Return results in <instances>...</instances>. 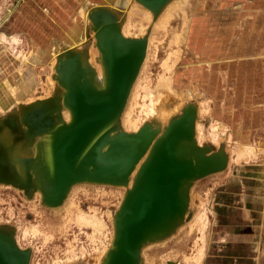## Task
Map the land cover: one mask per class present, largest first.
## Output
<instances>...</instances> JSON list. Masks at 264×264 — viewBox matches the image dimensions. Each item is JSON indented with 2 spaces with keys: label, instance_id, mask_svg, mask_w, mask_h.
<instances>
[{
  "label": "rangeland",
  "instance_id": "rangeland-1",
  "mask_svg": "<svg viewBox=\"0 0 264 264\" xmlns=\"http://www.w3.org/2000/svg\"><path fill=\"white\" fill-rule=\"evenodd\" d=\"M80 1L81 0H0V34H3L4 37L7 38L15 36L20 42L18 45L0 43V82L6 79L10 85L15 86L12 107L16 104L19 105L18 107L30 103L34 105L32 108V110H34L32 115L34 114V116L30 121L23 123L24 128L22 125L20 126L18 124L16 117L12 119L13 114H15L13 108H10L11 110L7 108V110L5 109L6 111L4 110V112H1L2 114L0 113V122L7 124V126L10 121L14 120L15 124L14 126L12 125L11 128L16 133L17 140H25L24 133H27V136L32 135V138L35 135L52 134L56 127L61 126V122L59 123V121H61L59 116L61 113L58 110L62 107V104L59 96H57L61 88L59 84L56 85L57 81L59 82L58 79L60 75L55 73V79L53 78L54 68H51L54 60L53 55L55 53L57 54L56 61L58 62V54L64 49L72 48L69 45L78 39V34L82 29L84 30V41L88 42L89 46H91L94 39H96L95 31H93V23L88 17L90 11L87 8L86 13L81 11ZM114 1L117 0H87L86 4L89 5L91 9H93V7H103L107 9V11H113L112 3H114ZM136 3L137 2L133 0H118L117 2L119 13L115 12L114 19L119 21L118 27L120 28V32L124 35L127 34H125L124 30H121V27L124 26L123 24H125V26L127 25L125 21L128 20L127 15L130 9L128 7ZM189 4L190 6L187 7L191 9L190 11L189 8L186 9V12H188L187 16L190 18L194 13V19L192 20L188 33H185L186 38H195L196 36L202 37V35H204V30H206V34L211 38L221 36H225L226 38L223 45L225 54L229 57L226 60L228 64L226 63L225 68L220 66V69L225 73V89L223 87L222 93H220L218 90L220 87L216 84L214 76L211 75L210 78L207 79L208 82L204 84V76H206V72L204 71L198 73L196 77L192 76V80L187 79L189 78V74L194 73V67L192 65H186L185 58L181 57V55L186 54L185 50L180 54V59L181 61L183 60L182 65L176 63L170 67L173 86L178 90H185L188 89L191 84H194L192 81H197L196 98H206L210 102L208 116L205 119H202V117L199 118V120L201 119L200 122L204 129L208 127L209 123L220 125L217 108L221 103L224 115L222 118L223 134L227 135L232 142L238 144L242 143L241 140L237 139L238 134L245 135V138L248 135L251 138L253 137L252 135H255V140L263 141V132L261 128L264 124V0H189ZM132 6L134 5H131V7ZM204 9L206 13L203 15L198 12V10L202 11ZM83 15H86V18H83ZM150 20H152V22ZM150 20L148 19L149 23H147L148 28L146 29L150 27L152 29L154 27L151 26L153 18ZM179 22L180 17L174 16L169 20V24L165 26V28L160 27V29H157L159 27L155 25L156 27H154L152 31L150 30L149 39L151 37L154 38L149 40V47L151 52L155 53V56L148 59L147 65L143 70L144 75L141 76L143 77L141 79L145 80V77H147L146 80L148 79L149 81L144 83L141 80V85H150L151 82L155 81L157 77L162 74V67L160 65L168 58L170 49L175 50V48H177L175 44L169 45L168 41L170 40V31L172 28L177 27V23ZM145 23L146 21L143 22V24ZM73 26L78 29L76 35L71 33L72 30H75ZM146 34L147 33H145V35ZM145 35L143 36L144 38ZM127 38H132V36L127 35ZM147 39L146 37V40ZM21 52L26 54V60L21 63L23 65H20V61L17 57ZM73 52L75 51L73 50ZM97 52H99L98 49ZM77 55L78 54L75 52L73 56L76 57ZM68 60L75 61L76 58L71 56ZM56 61L55 64L57 63ZM169 62L172 63L171 60ZM20 66L21 76H19L16 70ZM214 67L215 66L212 65L211 68L213 69ZM90 68L93 69L92 66H90ZM212 69L210 70L211 73L218 70V68L215 71H212ZM49 75L50 77L48 78ZM163 75H168V73L165 72ZM51 79L54 80V88L56 87V94H54L55 91L51 93L54 95L47 94V88L50 86L49 81H51ZM142 91L140 86L136 90L138 97H136L135 100L136 103L139 104H134L135 107L133 112V115H140L141 118L144 116V113H141V105L144 103L141 97L144 93ZM53 96L55 98L58 97V99L54 100ZM0 98L1 102L6 101L5 103L8 104L12 102V98L8 97L1 87ZM46 99L47 101L41 102ZM38 101H40V103ZM186 102L187 101L183 102V104ZM49 107L51 108V110H49L51 113L47 110V108L50 109ZM40 117L44 121H42ZM46 117L48 120H46ZM35 119L36 122L40 121V123L37 122L36 124L37 129L35 128L36 125L34 126L32 123V120ZM143 121H145L146 124L152 122L151 120L148 121L146 118L143 119ZM118 126L122 129L120 124ZM217 150H219V148L212 145V149L208 153L213 154L217 152ZM224 151H229V148L225 146ZM229 165V171L226 172V175H228H223L224 178L223 176L210 175L199 181L197 180V182L195 181V183L191 185L190 191L191 194H193V206L187 210V214L184 216L186 224L184 223L181 230L179 232L177 231L178 233L176 232V236L174 235L176 238L173 236V238H169L170 240L167 239L163 243H158L146 248V251L143 253L144 259L142 264H160L161 260L165 259V257H169L167 261L172 264H183L182 256L194 252V245L198 246L199 244L202 245V258L199 264H235L233 259L229 257L230 254L234 253L235 247L230 248V244L224 242V230L227 226H230V224H232L233 230L236 229L234 225L238 221L237 206L238 204L241 205V199L244 200L247 208L258 207L260 202L257 195H264V162L258 161L257 163H252L249 161L232 165L230 160ZM29 178L32 180L31 175H29ZM221 178L222 180H220ZM89 187L90 186L87 188L86 185L83 188L85 192L76 189L75 192L73 191L74 193H71L68 201L77 205L78 209L80 208L79 210L82 212L94 210L96 213L95 215L105 224V238L102 237L99 238V240L103 243H107V233L110 229V222H108L109 218H107L106 215H108V213L113 214L116 211L119 196L115 194L107 195L111 190H115L113 188L102 186L101 189L98 190L96 187ZM22 194L23 193L13 185L7 186L5 182H3L2 185L0 184V227L9 225L18 228L17 241L19 250L28 252L29 264H52L53 260L58 258L59 260H64V257L66 258L65 252L69 246H71L75 252L76 262L72 264H88L87 261L96 263L94 259L92 260L91 256L94 252L100 250L101 242H99V240L92 241L89 238L91 233L90 228L84 226L78 228L71 220L68 223H64L62 219H59V217H64V208L56 209L57 215L55 210L40 205L36 198H27ZM198 197L207 200L204 204L206 224L202 243H200L201 241H197L199 234L195 231L189 235L186 233V231L189 230V228H187L189 227V222L192 221L194 215L199 212L198 202L200 200ZM237 200L238 204L235 203ZM42 207H44V209ZM176 216L177 214H175V217ZM58 220L59 222H57ZM171 222H166L167 226ZM30 225H35L37 228L47 231V238L44 240L40 235L34 237L33 235L31 236V234H26V236L22 237V228ZM186 237L188 239H186ZM193 241L195 243H193ZM146 243L144 242L140 246L144 247ZM178 246L180 247L178 248ZM80 248H83L85 251L84 259H86V261L81 259L82 255L79 254ZM92 249L96 250L93 251ZM242 249L245 254H248L245 247ZM168 253H171L169 254L170 256L167 255Z\"/></svg>",
  "mask_w": 264,
  "mask_h": 264
},
{
  "label": "bare ground",
  "instance_id": "bare-ground-1",
  "mask_svg": "<svg viewBox=\"0 0 264 264\" xmlns=\"http://www.w3.org/2000/svg\"><path fill=\"white\" fill-rule=\"evenodd\" d=\"M133 1H136L137 3L131 4V5H134L132 7L131 5L130 7H128L130 8L129 13L127 12L128 20L125 21L127 25L125 26V24H123L124 26L121 27L122 28L121 30H124L125 34L132 36V38H127V35H124L122 32H120V28L118 27L119 21L114 19L115 12L119 13V8L117 5L118 0L112 3L113 11L109 10L110 12L107 11V9L103 7L102 8L93 7V9H91V7H89V5L86 4L87 0H81L80 1L81 11L86 13V8L89 9L90 11L88 17L93 23V26H94L93 31H95L96 39H94L93 44L89 46L88 45L89 43L84 41V30L83 29L80 30V33L78 34L79 35L78 39L76 41H73L71 45H69L72 48L64 49L66 53L68 51L71 52L72 57L76 58V60L75 61L68 60L69 59L68 58L64 61V59L62 60V58L64 57V54L60 53L61 55L59 58H57L58 59V62H57L56 61L57 54L55 53L53 55L54 60L51 65L52 66L51 68H54L53 78L55 79V76H56L55 73L60 75L58 79L59 82L57 81L56 83V85L59 84L61 88V91L59 92V95L57 96H59L60 102L62 104L61 105L62 107L58 110L61 113V115H59L61 121L59 120L58 121L59 123L61 122V126H63L64 124H69L71 122V116H72L69 110V107L66 104L67 94H68L67 88L70 83L72 82L74 83L77 80L83 81V83H85L90 88V90L95 93H102L105 90V86L107 82L106 74H105V65L103 62V59H104L103 55L99 48V39L103 37L104 35H101L99 37V33L101 32L99 31L98 33V30L102 26L99 27L98 29L97 24L103 21L105 22L106 20H109V21L113 20V23L115 24L111 23L112 26L107 25L106 30L108 28L109 29L112 28L111 31L115 30L119 34V36L123 39H134L138 42L143 43L144 47H143V53H142L141 59L139 63L137 64V67L134 72V76L131 79L127 87L125 95L123 96L122 103H121L119 110L112 117L106 120L101 130L96 135H94L91 138V140L87 143V145L81 150L75 162V164L77 165L79 163H83L85 161L84 157L89 151L91 154L92 153L99 154L100 157L109 156L108 148H109V144H111L110 142H112L113 145H111V147L115 151H120L121 149H125V150L129 149V151H134L136 148L143 146L144 150L141 152V155L134 162L132 168L129 170L128 174L125 176L124 179L118 180L114 183L106 182V181L104 182L96 181V180L88 181L84 179L83 182H76V183L70 184L66 188L58 204H54L53 206L45 205L43 201L45 200L49 192L50 185L54 178L53 158H52L53 157V143H54L53 136L55 132H57L58 128H60L61 126L56 127V129L52 132V134L35 135L33 138H32V135L27 136V133H24L26 141L25 140L21 141V140H17V135L11 128V126L12 125L14 126L15 124L14 120L10 121L9 122L10 124L8 123V126L7 124L0 122V184L2 185V183L5 182L7 186L13 185L16 189L20 190L23 193L22 195H25L27 198H36L37 201L40 203V205L44 206L45 208L55 210V213L57 215L58 213L56 209L64 208L63 210L65 212L64 217L63 218L59 217V219H62L64 223L65 222L68 223L71 220L76 226H78V228L81 226L90 228L91 233L89 235L90 236L89 238L92 241L99 240V238H102V237L105 238L104 237V232H105L104 222L95 215L96 213L94 212V210H89L88 212L80 211L79 210L80 208L78 209L77 205L72 204L71 202L68 201L70 198L69 196L71 195L73 191L75 192L76 189H79L85 192L83 188L86 185H87V188L88 186L90 187L92 186V187H96V189L98 190H100L102 186L115 189V190H111L107 194V195L115 194L119 196V202H118L116 211L113 214L108 213V215H106V217L109 218L108 222H110L109 232L107 231L108 232L107 233L108 234L107 243H103L102 241L99 240V242H101L100 250L94 252L91 256L92 260L94 259L96 263H94L93 261H91L92 263L87 261L88 264H105L109 253L114 249L113 243H114L116 232H117L116 225H115L116 214L118 210L120 209L121 204L126 194L132 188L136 174L141 164L145 162L147 156L149 155L151 148L154 146V144L157 141L161 140L164 137V134L167 132V130H169L171 123L175 121L176 119H180L182 121L179 124L180 125L179 128L181 129L182 132L185 133V130H186L185 126L189 125L190 123H192L193 125V130H192L190 139H187L186 137H184L177 141L173 149V153L175 156L180 154L179 155L180 157L183 156L185 160L188 159L194 170L202 167L206 163L204 159L206 157L209 158V156H212V159L217 162L220 161L221 154H224L226 157L225 164L220 170L212 172L209 175H206L202 178L208 177L210 175L219 176V177L226 175V172H228L230 168V165H229L230 160H231L232 165L233 164L237 165L240 162L246 163L249 161L252 163H257L258 161L264 162V124H263V127L261 128V131L263 132V141L255 140V135H252L253 136L252 138L249 137V135L245 138V135L238 134L237 139L241 140L242 143L241 144L234 143L228 138L227 135L223 134L222 118L224 115H223L221 103L219 104V107L217 108V114H218L220 125L218 126L215 123H209L208 127L204 129L202 123L200 122L201 119L199 120V118L202 117V119H205L208 116L209 111H210V107H209L210 102L206 98H199V99L196 98L197 81L195 82L192 81L194 84H191L190 87L185 90H182V89L178 90L172 84V79H171L172 73L170 71V67H172L176 63L182 65L183 60L181 61L180 54L183 53V50H185L186 54L181 55V57L185 58L184 60L186 62V65H192L195 68V69L193 68L194 73L189 74L188 75L189 78L187 79L192 80L193 79L192 76L196 77L198 73L204 71L206 72V76H204L205 83L203 82V80L202 82L206 84L208 82L207 79L210 78V75L214 76V79L216 80V84L220 87L218 90L220 93H222L223 87L225 89L226 79H225V73H223V70L220 69V66L225 68L226 63L228 64V61L226 60L229 58L225 54V48L223 45L226 41L225 36L211 38L206 34V30H204V35H202V37L196 36L195 38L194 37L186 38L185 33H188L192 20L194 19L193 18L194 13L191 15L190 18L189 16H187L188 12H186L187 11L186 9L189 8V11L191 9L190 7H187V6H190L189 0H163L157 7L153 6L152 9L146 8L143 4H141V2H139V0H133ZM198 12L203 15L204 13H206V10L205 9L202 11L198 10ZM151 14L153 17L151 16ZM174 16L180 17V22L177 23L178 24L177 27L172 28V30L170 31L171 35H170V40L168 41V44L169 45L175 44L177 48L174 47L175 50L170 49L169 51L170 54L168 58L165 59V61H163V63L160 65L162 67L161 69L162 74L158 76L155 81L153 82L150 81L151 82L150 85L143 86L140 84L141 80L144 83L149 81L148 79L146 80L147 77L145 76H144L145 80L141 79L143 78L141 76L144 75L143 70L145 69V66L147 65L146 63L148 59L155 56V53H152L149 47V43H150L149 40L151 38H154L150 36L151 38L149 39V35L151 33L150 30L152 31V29L156 27L155 25L159 27L157 29H160V27L165 28V26H168L169 20ZM84 17L86 18V15H83V18ZM151 18H153V23L151 26H154V27L151 29V27L149 26L150 28L146 29L148 28L147 26V23H149L148 19L150 20ZM144 21H146L145 24H143ZM150 21L152 22V20ZM74 29L75 30L74 31L72 30L71 33H73V35H76L77 33L76 31L78 29L76 27H74ZM145 33L147 34L145 35ZM144 35H145V38L143 37ZM146 37L148 38L147 40H146ZM137 38H140V39H137ZM0 40H1L0 43H8L10 45H18L20 43L15 36H10L7 38V37H4L3 34H0ZM96 47L99 50V52H97ZM73 50L76 52V54H78L76 57L73 56L75 54ZM25 55L26 54L21 52V54L17 56L20 61V65H23L21 63L26 60ZM170 60L172 61V63L169 62ZM55 61L57 62L56 64H55ZM212 65L215 66L213 69L211 68ZM90 66H92L93 69H91ZM217 68L218 70L216 72L211 73L210 71L211 69L212 71H215ZM16 70L19 73V76H21V66ZM165 72H167L168 75H163ZM22 74H23V71H22ZM49 77L50 75L48 76V78ZM49 83H50V86H48L47 88V94L50 95L53 91H55L54 94H56V90H55L56 87L54 88V80L51 79ZM139 86L143 90L142 92H144L143 95L141 96L144 100V103L141 105V108H142L141 113H144L143 118H141L140 115L139 116L133 115L135 105L139 104V103H136V100H135V98L138 97V94H136V90L138 89ZM0 87L6 92L8 97L12 98V102L10 104L5 103L6 101L1 102V98H0V113L4 112L5 109L7 110V108H9L8 110H11L10 108H13V111L15 114H13L12 119L16 117L18 124L20 126L22 125V127L24 128L23 123L30 121L34 116V114L32 115V113L34 112V110H32L34 105L33 104L31 105L30 103V104H25L23 106L18 107L19 105L16 104L12 107L13 105L12 103L14 101L13 96H14L15 86L10 85L6 79H3L0 82ZM54 94H51V95H54ZM56 99H58V97L56 98L54 97V100ZM65 100H66V103H65ZM45 101H47V99L42 100L41 102H45ZM185 101L187 102L183 104V102ZM38 102L40 103V101ZM47 110L49 111L51 110V108L50 109L47 108ZM49 113L51 112L49 111ZM145 118L148 119V121L151 120L152 122L150 124H146L145 121H143V119ZM41 120L44 121L42 118ZM46 120H48L47 117H46ZM32 121H33L32 123L34 126L38 122V121L36 122V119ZM38 123H40V121ZM119 124L123 130L119 128L118 126ZM113 125L115 126V129H114L115 131L123 132V134L125 133V135H129V137L131 138H125V136H123V137L114 139L113 131H111ZM35 128L37 129V125ZM107 130L111 132L107 134L106 139H104L101 142V144L98 145V147L96 148L95 145L98 143L100 135L103 134L104 132H107ZM193 145L195 147H193ZM212 145L216 148H219V150H217V152L213 154H210L208 152L212 149ZM225 146L229 148V151L227 152L224 151ZM90 149H93L94 151ZM95 151H98V152L96 153ZM88 166H89L88 169H91V166L90 165ZM32 171H33V174H32ZM29 175L32 176V180H30ZM200 179H196L195 181L197 182V180L199 181ZM220 180H222V178ZM195 181L194 180L190 181L188 186H186L187 181H182L179 183V186L177 188V196L180 202V207H179V211L176 213L177 216L174 219L177 221V224L173 225L174 221H172L167 226V223H166L164 226V229H166L167 227L171 225L173 226H171L172 227L171 231H169V233L163 236L161 239L154 238L152 240L149 239V240L143 241L141 244H143L144 242L145 243L147 242V243L144 244V247H141L140 246L141 244L139 245V248L137 250L138 254L136 253L137 255H135L134 257V262H133L134 264H142V261L144 259L143 253L144 251H146L145 250L146 248H149L158 243H163L165 240L169 238H173L176 232L177 231L179 232L181 228L184 226V223H185L184 216L185 214H187L186 213L187 210L192 208L193 206L192 204L193 194H191L190 188H191V185L195 183ZM198 199L200 200L198 202L199 210L197 209L199 212L196 214L194 213L195 215L192 221L189 222V227H187L189 228V230L187 231L185 230V231L188 235L191 234L193 231L198 233L199 236L197 238V241H201L200 243H202L203 232H204V228L206 224L204 204L207 200L202 199L200 197H198ZM44 207L42 208L44 209ZM57 222H59V220ZM17 230L18 228H16V226L12 227V226L6 225L3 227L2 226L0 227V264H29L28 263L29 256L27 255L28 252L19 250V244L17 241L18 240ZM46 232L47 231L37 228L35 225L34 226L30 225V226L22 228L21 233H22V237L26 236V234H31V236L33 235L34 237L37 235H40L41 238L45 240L47 238ZM175 236L174 238H176ZM195 238H196V234H195ZM186 239L188 238L186 237ZM193 243L195 242L193 241ZM194 246H195L194 252H191L189 255L182 256L183 264H199L200 263V260L202 258V245L199 244L198 246L197 245H194ZM179 247L180 246H178V248ZM95 250L96 249H94L93 251ZM84 252L85 251L83 248L79 249V254L82 255L81 256L82 260L85 257ZM31 253H32V250H31ZM65 253H66V258L64 257V260H59L58 258V259L53 260L52 264H72L76 262L75 252L73 251V248H71V246L68 247ZM169 254L171 253H168L167 255ZM168 258L169 257L167 258L165 257V259H163V256H162L163 260H161L160 264H172L169 261H167ZM84 260L86 261V259Z\"/></svg>",
  "mask_w": 264,
  "mask_h": 264
},
{
  "label": "water",
  "instance_id": "water-1",
  "mask_svg": "<svg viewBox=\"0 0 264 264\" xmlns=\"http://www.w3.org/2000/svg\"><path fill=\"white\" fill-rule=\"evenodd\" d=\"M162 1L139 0L146 8L151 9ZM111 23L115 24L113 20L97 24L98 29L102 26L98 30V33L101 32L99 37L104 35L99 39V48L104 58L107 80L105 90L102 93L92 92L80 80L70 83L67 88L65 103L72 115L71 122L58 128L53 136L54 178L43 201L45 205L58 204L70 184L83 182L84 179L111 183L124 179L144 150L141 146L134 151H115L110 142L109 156L100 157L89 151L83 163L75 164L81 150L101 130L106 120L119 110L143 53L142 42L123 39L115 30L111 31L112 28L106 30L107 25L112 26ZM64 52L65 50L61 52L64 54L62 60L71 58V52ZM60 55L59 53L57 58ZM181 122L176 119L171 123L164 137L154 144L145 162L141 164L132 188L116 214L114 249L109 253L105 264H134V257L143 241L161 239L171 231V226L177 224L174 219L180 207L177 196L179 183L187 181L188 186L190 181L220 170L225 164L224 154L220 155L218 162L209 156L204 158L206 163L202 167L194 170L188 159L180 157V154L175 156L173 149L177 141L184 137L190 139L193 130L190 123L185 126V133L182 132L179 128ZM114 129L113 125L110 130L113 131L114 139L123 136L131 138ZM111 131L107 130L100 135L96 148ZM88 165L91 169H88ZM172 220L173 225L164 229L165 223Z\"/></svg>",
  "mask_w": 264,
  "mask_h": 264
},
{
  "label": "crops",
  "instance_id": "crops-1",
  "mask_svg": "<svg viewBox=\"0 0 264 264\" xmlns=\"http://www.w3.org/2000/svg\"><path fill=\"white\" fill-rule=\"evenodd\" d=\"M257 197L260 203L256 208H247L243 199L239 205L237 200L236 229L230 224L224 230V242L230 244V248L235 247L234 253L229 255L235 264H264V195ZM244 247L248 254L244 253Z\"/></svg>",
  "mask_w": 264,
  "mask_h": 264
}]
</instances>
